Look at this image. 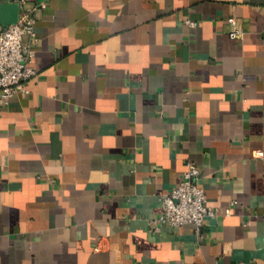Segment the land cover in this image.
<instances>
[{
	"label": "crops",
	"instance_id": "obj_1",
	"mask_svg": "<svg viewBox=\"0 0 264 264\" xmlns=\"http://www.w3.org/2000/svg\"><path fill=\"white\" fill-rule=\"evenodd\" d=\"M39 2L38 73L0 107V264H264V0H0V23ZM189 160L199 234L158 220Z\"/></svg>",
	"mask_w": 264,
	"mask_h": 264
},
{
	"label": "built area",
	"instance_id": "obj_2",
	"mask_svg": "<svg viewBox=\"0 0 264 264\" xmlns=\"http://www.w3.org/2000/svg\"><path fill=\"white\" fill-rule=\"evenodd\" d=\"M45 6V2L28 7L22 4L16 21L0 23V107L8 105L13 96L29 92L27 82L38 73L34 64L39 41L36 11ZM188 22L196 24L192 20ZM229 22L236 24V17H230ZM242 35L241 28L231 31L234 38ZM258 155L263 156L264 152L258 151ZM201 179V167L193 160L187 161L180 182L162 194V213L158 220L172 227L195 224L199 234L208 220L217 214L208 203Z\"/></svg>",
	"mask_w": 264,
	"mask_h": 264
}]
</instances>
